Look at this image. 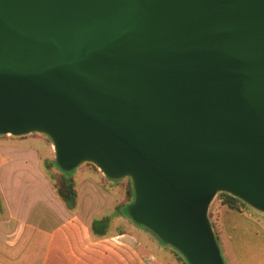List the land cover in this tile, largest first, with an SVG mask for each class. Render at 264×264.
<instances>
[{"label":"water","instance_id":"obj_1","mask_svg":"<svg viewBox=\"0 0 264 264\" xmlns=\"http://www.w3.org/2000/svg\"><path fill=\"white\" fill-rule=\"evenodd\" d=\"M129 179L133 224L224 264L208 210L264 215V0H0V136Z\"/></svg>","mask_w":264,"mask_h":264},{"label":"crops","instance_id":"obj_2","mask_svg":"<svg viewBox=\"0 0 264 264\" xmlns=\"http://www.w3.org/2000/svg\"><path fill=\"white\" fill-rule=\"evenodd\" d=\"M34 136L40 135L0 136V264H184L134 224L123 232L109 228L103 238L93 236L90 225L101 218L82 214L79 190L75 213L56 198L44 169L45 161L55 160L52 146L51 157L44 156ZM86 168L81 173L85 191L98 195V174ZM219 212L224 233L237 238V264H264V229L226 207Z\"/></svg>","mask_w":264,"mask_h":264},{"label":"rangeland","instance_id":"obj_3","mask_svg":"<svg viewBox=\"0 0 264 264\" xmlns=\"http://www.w3.org/2000/svg\"><path fill=\"white\" fill-rule=\"evenodd\" d=\"M31 139H35L38 141L39 147L41 149V152L44 156H50L52 155V149H51V142L48 138L45 136H34L31 137ZM88 167L90 170L94 171V169L87 165H82ZM78 167L74 171L70 173H64V176L67 179H71L75 182L77 191H80L81 201H82V214L86 217L89 216H98L99 218L102 217H108L110 218V228L114 232H121L129 229V226L132 225V223L123 216L115 217V209L124 207L126 204L129 203V197L126 195V189L128 186V179H123L120 181H110V182H104V179L100 175H98L97 181L98 185L101 187V191L97 194L94 193L93 190L91 192L84 188L85 182L84 179H86V176L81 174L82 172H86L88 170L86 167ZM53 174V171H48V177L52 182L55 183V178ZM102 175V174H101ZM103 176V175H102ZM54 179V180H53ZM64 206V205H63ZM94 207H98L96 209L102 210V212L95 211ZM100 207V208H99ZM222 202L221 197H219V194L214 198L212 201L209 210H208V219L211 223L212 228H214V232L218 236V246L220 248V252L224 261V264H237V252H238V246H237V238L236 236L234 238H229L228 235H226L221 227L220 224V208H222ZM105 208H111L108 209L106 212L103 210ZM227 208V207H226ZM251 209V208H250ZM77 211V210H76ZM71 212V213H75ZM99 211V210H98ZM123 213L126 215L128 214V209L126 213V209L123 208ZM237 213V212H236ZM243 214L247 217H250L252 221L259 224L264 229V215L257 213L254 210H248L244 211ZM126 217V216H125ZM240 222L237 221V223L233 224L237 227V225ZM128 226V227H127ZM134 228H137L141 230V234L152 238L155 240L154 236H152L150 233L144 231L143 229L139 228L138 226L133 225ZM231 235V233L229 234ZM23 264H30L28 261H23Z\"/></svg>","mask_w":264,"mask_h":264},{"label":"trees","instance_id":"obj_4","mask_svg":"<svg viewBox=\"0 0 264 264\" xmlns=\"http://www.w3.org/2000/svg\"><path fill=\"white\" fill-rule=\"evenodd\" d=\"M1 138H5V137H1ZM44 165H45L44 169L47 173V176H48V171H53V174L56 173L54 175L55 183L54 182L51 183L56 198L64 205V207L68 211L74 212L77 208V194H78L75 182L71 179H67L64 176V173L58 169L54 159L51 162L45 161ZM87 166L92 167L94 169V172L96 174L100 175L102 177V179H104V182H110L108 179H106L104 176H102L101 173L94 166H92V165H87ZM49 181H50V179H49ZM126 195L129 197V203L126 204L124 207L116 208L114 216L115 217L123 216L124 218H127L132 223L128 214L125 215L122 211L123 208H125L126 213H127V209L132 204L133 198H134L132 184H131V181L129 179H128V186L126 189ZM219 197H221L222 206L227 207L229 210H231L233 212L243 213L244 211L251 210L246 204H244L240 200H238V199H236L230 195L222 193V194H219ZM135 226H137V225H135ZM109 228H110V218H108V217H102L101 219L94 220V221H92V223L90 225V230H91L92 235L97 237V238L105 237L107 235ZM139 228L150 233L149 231H147L146 229H144L142 227H139ZM213 230H214V228H213ZM214 234H215L217 242H219L218 236L216 235L215 232H214ZM152 236H154V235H152ZM155 239L162 246L170 249L172 252L177 254L184 264H187L185 262V260L182 258V256L180 254H178L175 250H173L170 247L166 246L165 244L161 243L156 237H155Z\"/></svg>","mask_w":264,"mask_h":264}]
</instances>
